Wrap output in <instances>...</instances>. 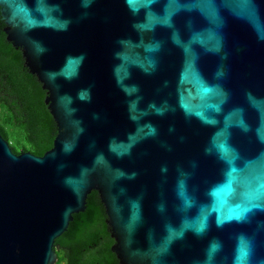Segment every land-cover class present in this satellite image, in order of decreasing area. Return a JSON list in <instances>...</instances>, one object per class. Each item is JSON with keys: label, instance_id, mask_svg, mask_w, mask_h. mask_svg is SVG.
<instances>
[{"label": "water", "instance_id": "water-1", "mask_svg": "<svg viewBox=\"0 0 264 264\" xmlns=\"http://www.w3.org/2000/svg\"><path fill=\"white\" fill-rule=\"evenodd\" d=\"M57 124L0 133V264H55L99 192L119 264H264V0H0Z\"/></svg>", "mask_w": 264, "mask_h": 264}, {"label": "trees", "instance_id": "trees-1", "mask_svg": "<svg viewBox=\"0 0 264 264\" xmlns=\"http://www.w3.org/2000/svg\"><path fill=\"white\" fill-rule=\"evenodd\" d=\"M46 95L43 84L26 66L22 50L0 34V133L14 152L43 155L52 148L57 124ZM106 219L99 192L93 190L86 210L75 213L68 229L56 239L55 264H119L110 249L113 239Z\"/></svg>", "mask_w": 264, "mask_h": 264}, {"label": "flooded vegetation", "instance_id": "flooded-vegetation-1", "mask_svg": "<svg viewBox=\"0 0 264 264\" xmlns=\"http://www.w3.org/2000/svg\"><path fill=\"white\" fill-rule=\"evenodd\" d=\"M5 27H6L5 21L2 19V16L0 14V34H3L6 41L9 42L6 38Z\"/></svg>", "mask_w": 264, "mask_h": 264}]
</instances>
